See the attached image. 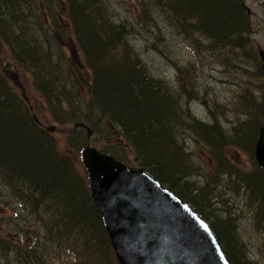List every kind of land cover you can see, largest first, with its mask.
Segmentation results:
<instances>
[{"label": "trees", "instance_id": "16d2710c", "mask_svg": "<svg viewBox=\"0 0 264 264\" xmlns=\"http://www.w3.org/2000/svg\"><path fill=\"white\" fill-rule=\"evenodd\" d=\"M59 1L65 7L74 42L81 53L80 66L69 61L58 44V35L63 39L64 34H56V41L52 36L59 30V27L52 29L57 27L63 12ZM135 3L143 21L139 26H152L151 42L164 38L163 23L155 17L158 15L167 27L175 28L176 33L186 38L191 33L198 34L194 43L221 63L233 67L234 61H243L249 73V67H256L260 96L257 110L249 113L248 124L253 121L252 114L256 121L249 129L235 128L237 139L232 144L252 160V169L229 172L235 167L225 156L227 138L222 127L194 119L189 123L183 121L181 115H189L184 103L196 97L201 102L209 100L204 94L199 95V81L187 87L179 83L180 90L174 93L168 82L149 66L145 54L127 39L134 24L129 27L122 19L112 20L107 0H0V43L10 56V61L0 66V192L7 191L19 209L39 223L28 235L21 216L10 227L0 215V245L7 242V253L16 246L15 253L25 258L26 264H47L42 259L52 258V252L55 255L67 252L64 254L71 256L74 264H117L102 218L90 196L85 172L77 169L69 153L59 150L54 133L34 122L19 90L4 72L11 69L19 78L23 74L31 78V86L46 110V115L37 113L41 123L84 122L92 134H103L100 138L107 143L101 151L130 166L144 168L189 203L210 225L231 264H257L247 257L245 245L235 231L236 217L232 213L223 217L224 207L207 206L220 195L211 182L217 181L223 171L228 178L234 174L230 182L238 189L242 187L247 201L256 205L255 226L264 229V174L253 155L258 130L264 124L263 83L258 48L251 38V13L245 0H136ZM161 46L157 48L159 51ZM192 48L197 49L194 44ZM240 67L238 72L245 74L243 65ZM176 69V73L186 71L189 78L198 74L190 66ZM34 105L33 102V109ZM182 122L188 129L199 131L198 141L202 143L203 139L205 154L214 160L213 169H207L209 172L204 175L203 187L196 192L191 182L185 181L194 167L189 165L176 133V126ZM211 136L214 138L209 139ZM63 139L65 146L79 157L90 137L87 138L83 126H76ZM127 148L134 156V164L125 158ZM221 203L224 205L225 200ZM216 208L222 213L216 212ZM29 238L35 249L25 245ZM7 253H0L3 254L0 264H13Z\"/></svg>", "mask_w": 264, "mask_h": 264}, {"label": "rangeland", "instance_id": "374dc122", "mask_svg": "<svg viewBox=\"0 0 264 264\" xmlns=\"http://www.w3.org/2000/svg\"><path fill=\"white\" fill-rule=\"evenodd\" d=\"M107 1L110 5L109 12L113 16L111 18L112 20L114 18L122 19L127 25H129V27H131V23L134 24L133 28L129 29L130 33H128L127 39L132 43V45H134V47H136V49L145 54L149 66L168 82L170 86L169 88L175 91L174 93L180 90L179 83L187 87V85L191 82L197 83L199 81L198 84L201 88V90L199 88L197 89L199 95L204 94L209 97V100L207 102H201L196 97L189 99L188 104L182 103L185 107H187V111L189 112V115H181L183 121L189 123L192 119H194L204 124L207 123V125L216 124L222 127L223 133L227 138V144L224 145V149L228 150H225V156L228 160L233 162L235 167L231 168L229 172H234L235 169L239 171L251 170V167L253 166L252 160H250L248 156L243 153L242 149L232 144L234 140L237 139V130L235 128H248L256 121V116L252 114L254 117L252 118L253 121L248 124L249 113L250 111L257 110L256 102L259 100L260 96V89L258 88L260 85V77L255 74L256 67H249V70L252 73L251 74L248 70H246L248 65L243 61H234L235 65L233 67L229 64L221 63L217 60L216 56L210 54L204 47L199 48L194 43L195 39H197L195 37L198 36V34L191 33L192 35L186 38L183 35L176 33L174 31L175 28L171 29L170 27H167L168 25L162 16L158 17V15L155 17L158 19L159 23H163L161 28L164 29V38L163 41L159 40L151 42L150 40H152L153 35L149 30L152 26L151 24L147 27L145 25L139 26V24L143 23V21L140 17L141 14L139 6L135 3L136 0ZM59 5H61L63 12H61V15L58 18L59 20H57V27L52 29L55 31L59 27V30L56 33H53L52 36L56 41V34H64L63 39H61V36L58 35L59 42H57L62 46V49L69 61L73 60L76 65L80 66L82 63L81 53L74 42L71 27L67 21L66 11L64 12L65 7L62 5V1H59ZM245 5L248 12L251 13V38L253 45L256 48L260 47L264 50V0H245ZM25 31L27 32V30ZM51 40H53L52 37ZM199 40L205 43V40L202 37H200ZM193 44L197 47V49L192 48ZM160 46L162 51L157 49ZM163 53H165V55H162ZM5 61L9 62L10 56L7 53L5 45L1 42L0 66H2ZM183 65L186 67L190 66L193 71H196L198 74H192L189 78L186 71L176 73V67H181ZM240 65H243L245 68V74L238 72V69L241 68ZM5 74L12 82L9 74ZM19 76L20 75H18V77ZM19 79L28 97V104L32 106L33 102L35 103V108L33 109L32 107L34 114L38 117L37 113L39 111L42 112L43 115H46V110L41 104L42 102L40 101L38 94L34 92L33 87L31 86V78L27 74H23V76ZM262 83L263 98V74ZM15 87L20 91L17 86ZM212 97H215L216 99ZM220 103L222 106H219ZM186 123L182 122L177 125L176 132L178 134L179 142L183 143V148L187 153L186 159L189 165L194 167L191 171L193 174L186 178L185 181H190V185H193L194 192H196L197 189L203 187L205 181L204 175L206 172H209L207 169H213L214 160H211L205 154L203 139L201 140L202 143L198 141L199 131L196 133L191 129H188ZM45 125L56 126V131L53 133L57 137L59 150L69 153L75 159L77 169L84 174L85 171L80 162V158L77 157L76 153L70 151L64 144L63 138L71 129L72 124L58 125L53 123L51 120H46ZM206 130L211 132L209 129ZM101 135L103 134L95 133L90 136V144L99 150H101L102 147H105V144L107 143L105 139L100 138ZM213 138L214 137L211 136L209 139ZM92 140L94 141L91 142ZM124 155L130 164H134V156L128 148L125 150ZM234 177L235 176L233 174L228 178L227 173H224L223 171L219 174L217 181L215 180L211 182V186L215 185L214 191L220 195L218 200L216 198H212L207 206L211 208H214L215 206L220 208L224 207L223 217L228 213H232L236 217L237 222L235 231L239 234L241 241L245 245L247 257L250 260L257 262V264H264V229L259 226H257L258 228L255 226L256 205L247 201V195L242 190V187L241 189H238L235 187L236 184L230 182V180ZM0 197V215L5 217V220L10 227L17 223L18 217L20 216L21 219L24 220L23 226L27 229L28 235L31 234V231L35 226H39L36 219H32V217L26 215L23 210L19 209L18 204L12 200L11 195L9 196L7 191L1 189ZM221 200H225L224 205L221 203ZM228 205H230L231 209H229ZM215 211L222 213V210L219 208H216ZM2 225H4V223ZM5 228H7V226H5ZM11 241H13V239H11ZM32 241L33 240L31 238L27 239L25 245H30ZM31 246L35 249V245H30L29 247ZM29 247H27V249ZM16 249L17 247L14 246L11 248V252L7 253V242L0 245V253L6 252L13 260V264H26L25 258H19L17 253H15ZM64 253L66 254L67 252ZM64 253L61 255H55L52 252V258L45 256L42 260H44L47 264H74L73 260L69 259L72 257L65 255ZM2 257L3 254H0V262L3 259Z\"/></svg>", "mask_w": 264, "mask_h": 264}, {"label": "water", "instance_id": "95a60500", "mask_svg": "<svg viewBox=\"0 0 264 264\" xmlns=\"http://www.w3.org/2000/svg\"><path fill=\"white\" fill-rule=\"evenodd\" d=\"M258 56L264 76L263 49L258 48ZM6 72L28 104L18 75ZM46 130L52 132L55 126ZM81 156L117 264H230L209 225L149 174L90 145ZM254 156L264 174V126Z\"/></svg>", "mask_w": 264, "mask_h": 264}, {"label": "bare ground", "instance_id": "6f19581e", "mask_svg": "<svg viewBox=\"0 0 264 264\" xmlns=\"http://www.w3.org/2000/svg\"><path fill=\"white\" fill-rule=\"evenodd\" d=\"M33 51V50H32ZM201 128V127H200ZM204 132V131H203ZM177 133V132H176ZM191 137V136H190Z\"/></svg>", "mask_w": 264, "mask_h": 264}]
</instances>
